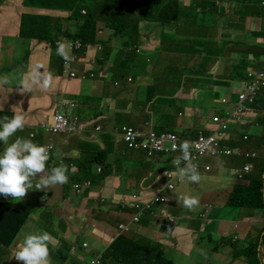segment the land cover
Segmentation results:
<instances>
[{"label":"crops","instance_id":"1","mask_svg":"<svg viewBox=\"0 0 264 264\" xmlns=\"http://www.w3.org/2000/svg\"><path fill=\"white\" fill-rule=\"evenodd\" d=\"M177 1L178 14L190 11L193 17L198 14L195 13L196 8L202 7L204 13L201 18H208L207 22H193L198 26H189L185 30L192 41L187 47L199 54L198 58L205 64L204 69L194 67L192 73L184 75L178 82L172 95L173 100L180 99L184 106L178 111V118L175 120L174 114L165 111L167 116L164 114L163 121L158 120L155 115L153 121L150 118L152 104L146 98L150 92H154L156 99L159 86L148 85L153 87V91L147 87L145 102L137 104L133 99L140 78L149 73L146 71L149 65L142 55L131 56L130 65L123 61L122 36H117L113 30L101 24L98 39L104 44H95L79 51L78 59L62 68L63 61L57 55V42L61 38L66 42V32H76L82 18L81 13L73 20V12L65 11L59 5L49 7L45 6L44 1L27 5L25 0H0V118L5 115L10 117L15 108L22 110L27 120L24 129L10 138V142L19 136L33 139L42 145L54 144L53 162L56 163L64 159L69 165L72 160L83 159L81 171L71 172L68 184L49 189L33 187L21 201L0 195V245H5V250L12 255L22 239L21 229H24L46 230L55 238L54 253L58 257L50 256L52 264H87L90 257L98 254H102V264H119L121 255L134 257L139 261L138 264H160L152 262L160 258L171 261L162 264H255L247 256H254L256 253L261 257L257 262L264 264V206L235 207L238 209L226 210V215L223 216L215 212L220 206L223 209L230 207L226 203L230 190L237 185H246L249 174L257 176L264 168V144L257 146L259 140L264 142V133L256 139L251 135L249 139H245L244 135L248 133H243L251 125H264L263 121H259L264 117V109L257 106L258 103L254 105L248 119L234 127V134L226 142L228 146L244 153L256 152L258 156L251 161L252 164L236 154L209 156L204 161L210 163L212 169L200 172L198 192L190 190L191 183H180L166 195V202L153 204L137 222L131 221L135 209L132 195L136 192L147 194L146 189L158 183L159 173L153 170L156 162L163 164L159 169L161 171L171 164L166 157L148 159L144 153L142 155L135 149H129L121 134L123 126L144 131L150 128L155 131L173 128L187 133L186 137L196 135L199 129L207 126L206 116L215 112L213 105L220 103L218 98L213 97L219 87L228 91L235 88L243 79L240 75L245 73L251 62L255 66L264 67L261 62L264 54L256 56V51L264 46L261 38L264 34V0ZM84 5V9L91 13L90 3L85 1ZM100 10L101 7L98 6L97 14ZM24 17L43 19L40 25L28 29L30 36L42 34L53 40L41 41L35 36L24 38ZM45 18L51 20L46 21ZM119 21L123 23L125 33L144 49L152 51L158 46L157 35L162 46L165 45L164 36L169 31L162 33L157 28V32L154 29L144 33L138 30L136 16L130 19V16L123 14ZM255 25H258V35L252 29ZM177 26V23L174 24L175 33ZM147 36L149 39L146 42ZM235 36L240 40L234 41ZM168 42L174 48L167 50L168 53L174 55L173 58H178L180 54L175 51L178 41L171 40L168 36ZM188 53L183 55V59ZM178 64L173 67L178 69ZM34 71L39 73L40 79L32 83L31 91H25L20 84L24 80L31 82ZM72 72H86L88 77L86 80L73 78ZM45 76L51 77L47 88L43 87ZM129 78L131 82H127ZM115 81L120 84L117 85ZM225 93L232 98L230 92ZM193 97L200 100L202 98V103L210 107L207 114L204 106L191 108L190 101ZM211 98L214 99L209 101ZM60 108L67 116L77 117V130L56 135L45 130L43 126L53 124L55 113ZM138 117L144 118L140 120ZM168 117H173L174 123L179 120V125H165L171 121L167 120ZM211 129V126L206 127L207 131ZM247 141L250 145L247 143L246 146ZM57 149L61 153L59 159L55 155ZM2 150L3 142L0 141V151ZM99 150L107 152L108 156L92 164L91 156ZM73 152L76 153L75 156ZM241 160L244 161L243 166L239 163ZM248 164L252 166V170L239 178V173ZM91 167L95 173L88 176L84 169ZM72 181H91V184L80 189ZM183 193L197 196L202 203L205 201L203 196L207 195L204 208L206 214L198 207L195 210L183 207L176 198ZM129 197L130 201L120 202ZM122 203L129 206L122 208ZM11 205L29 208L27 221L18 226L21 214L18 215L17 212L21 211ZM199 206L202 204L199 203ZM169 214L175 217L174 225L166 216ZM189 214L191 218L187 217ZM121 223L129 225V230L126 231L128 233L119 234ZM201 223L203 226L198 233L193 228ZM252 224H259V233L250 232V236L248 230ZM62 236H65L66 242L61 240ZM120 240L123 244L118 253L111 254L112 247L120 243ZM212 242H217L213 243L216 252L210 250L209 244ZM83 243L87 245L84 246ZM160 248L164 251L154 257L151 251L156 252ZM106 254L110 255L107 263L103 262V255ZM13 261L12 259L9 264Z\"/></svg>","mask_w":264,"mask_h":264},{"label":"clouds","instance_id":"2","mask_svg":"<svg viewBox=\"0 0 264 264\" xmlns=\"http://www.w3.org/2000/svg\"><path fill=\"white\" fill-rule=\"evenodd\" d=\"M86 1L90 3L92 7V12L89 13L87 9L83 8L81 11L82 18L79 22L80 25L76 30V32H70V31L66 32L65 34L66 42L62 38L57 42V55L61 56V59L63 61L62 68L64 66H69L70 62L77 60L79 51L86 50L88 46H93L95 44H104L103 41L98 39L101 31L100 28L101 24L103 25V27H108L111 30H113L117 36H122L123 61L127 65H130V59L131 56L133 55H142L145 57L146 63H149V56L153 52H155L158 48L163 47L158 35L156 37V40L158 41V46L152 51H149L148 49H144L141 45L136 44V42L132 39V37L131 36L129 37L125 33L123 23L119 21L120 15L123 14H116L111 11V0H86ZM98 6L101 7L100 12H107L112 16V19L99 21L97 14ZM90 16H93V18L96 21L95 42L86 43L83 42L80 38H74V36L83 27L86 26L87 19ZM133 16L137 17L138 24H140L141 22L159 23L158 21L143 20V18H141L140 15L137 14H133ZM78 17L79 16H77V18ZM72 19L76 20V17H73ZM40 21H43V19L41 18ZM40 21L36 25L42 23ZM155 31L157 32V29H155ZM34 36L35 38H38V40L41 41L46 39L53 40L49 36H47L49 38H45V36L42 34H38V35L35 34ZM23 37L29 39L34 38L33 35L32 36L28 35ZM148 39L149 36L146 37V42L148 41ZM77 43H80L81 47L72 49L71 44H77ZM261 57L263 60L261 62L264 63V55H262ZM261 69L264 70V67H261ZM71 76L73 78H81L86 80L88 77V73L83 72L81 74L77 72H72ZM92 76L94 77L93 74ZM39 79H40L39 73L34 71L31 82L29 80H24L20 85H22V88L25 91H31L32 83L37 82ZM50 81H51V77L45 76L43 78V87L45 88L49 87ZM115 82L117 83V85L120 84L119 81H115ZM127 82H131L130 78L129 80H127ZM240 82L238 83V85H240ZM149 88L150 86L148 87V89ZM256 102L257 99L254 104H256ZM254 104L251 105L252 111ZM71 106L75 107L76 105L71 104ZM58 111H62L63 113H65L61 108ZM58 111H56L55 117ZM12 113L13 114L10 117L5 115L2 118H0V141L3 142V150L0 151V195H3L4 197H12L14 201H21L26 197L29 190L33 189V187L34 189H49L56 185H63L66 183L68 184V180H69V176H71V172L76 173L77 171L78 172L81 171L83 165V159L79 158L76 161L72 160L69 162V165L66 163L64 159H61L60 162L56 163L53 162V151L55 147L53 150H51L52 145L54 144L42 145L34 142L33 139L19 137V136H17L14 140H11L10 142V138H12L18 131L23 130L27 124L26 117L22 110H17L13 108ZM218 114L220 115L222 114V109L220 110V112H218ZM67 117L70 118L69 121L70 124L73 123V127L68 129V131L77 130L78 129L77 117L76 116L74 117L67 116ZM53 124H49L47 126H52ZM122 129H121V134H122ZM45 130L54 135L63 133V132L54 133L46 128ZM196 135H193L192 137H195ZM191 147L192 146L187 142L181 143L178 146V148L174 146V150H178L180 152V155L175 157L173 161L170 160L171 166H169L168 168L166 167L169 171H172L171 176L181 184L186 182L193 184L199 183L201 181L200 172L202 170L209 171L204 167H200V170H198V166L192 162ZM55 155L59 159V157L61 156L59 149L56 150ZM73 155L75 156L76 153L73 152ZM93 162L95 163L98 161L93 160ZM165 175L169 177V172L168 171L165 172ZM33 181H35V185H33ZM88 182L82 181L81 183V182L72 181L73 185L75 184V186L77 183H80L82 185V188L84 185L88 184ZM168 187L170 186L168 185ZM176 198L178 201L182 202L183 206L188 210H195V208L199 206L198 197L191 193L178 194ZM127 201H130V197L128 198V200H122L120 202H127ZM120 206L123 208L129 205H124L122 203ZM21 235H22V239L16 245V250L13 254V258L16 261L21 262V264H52L50 258V246L55 247L56 240L48 231L46 230L25 231L24 229H21Z\"/></svg>","mask_w":264,"mask_h":264},{"label":"rangeland","instance_id":"3","mask_svg":"<svg viewBox=\"0 0 264 264\" xmlns=\"http://www.w3.org/2000/svg\"><path fill=\"white\" fill-rule=\"evenodd\" d=\"M185 1L190 2L191 0H185ZM142 2L146 3L147 0H142ZM64 10L66 11L67 9H64ZM111 11L113 13H116V14H137V15H141V12H142V10L138 6L130 5L129 2H123L122 0H111ZM195 13H198V14H195L192 17L190 11H184L182 13V15L178 14V18L175 21L164 24V25L161 23H157V22H141L138 25V30L140 29V31H142L144 33H149L152 30L157 29V28H160V31L162 33L169 31L168 35L164 36L166 46L164 45L163 47L158 48L155 52H153L149 56V63H148L149 68L146 70L149 73L145 77L140 78V81L138 82V84L135 88V95L133 96V99L136 101L137 104H139L141 102H145V93H146V89H147L148 85L156 84L159 86V91H157L158 97L156 99H161V98L164 99L163 100L164 105L158 111H157V104H155L154 106H151L150 118L153 121L155 119V116L158 120L163 121L164 114H165V116H167L165 111H167V113L174 114L175 120L178 118V111L180 109L184 108V106L181 105L180 99L173 100V97H172V95L176 91V86H178V82H180L183 79L184 75L192 73L191 70L194 67L204 69L205 63L203 60L198 58L199 54L195 53L194 51H190L189 48L187 47L188 43L191 44L192 41H191L190 36L185 33L186 28H188L189 26H193V27L198 26V25L194 24L193 22H202V21L207 22L208 21L207 17L201 18V15L204 13V10L202 7H197L195 10ZM199 13H201V14H199ZM173 14H174V12L172 11L171 16H173ZM45 20L49 21L51 19L45 18ZM258 21H260V20H258ZM176 23L178 24V26L176 27L177 33H175V27H174V24H176ZM252 29L256 34L258 33V31H257V30H259L258 25H255V27H252ZM34 35L35 34H33V36ZM168 36L170 37L171 40H177L178 41V46L175 47L176 48L175 51H178L180 54V55H178V58H173L174 55L168 53V51L174 50V48H172L171 43L168 42ZM261 38H263V40H264V37H261ZM237 40H240V38L235 36L234 41H237ZM187 52H189V53L185 56V59H183V55ZM204 54L206 55L207 53L204 52ZM256 54H257V56L264 54V46H262V48L258 49L256 51ZM9 58H11V57L9 56ZM196 58H198V59H196ZM175 59H177V61ZM175 64L180 65L178 69L173 67ZM239 64L241 65L242 62H239ZM206 65H207V63H206ZM220 72H221V70L218 72V74H220ZM235 87L240 88V85H235ZM225 92L229 93L230 91H228L227 89H225L223 87H219V89L217 90V94H213V97L215 96V98H218V100L220 101L224 96H226ZM260 93H261V91L259 92V94ZM193 99L190 101L191 108H196V106L197 107L204 106V108L206 110V114L209 112L210 107L205 106L202 103V98L200 100V98L193 97ZM213 99L214 98H211V99H209V101H212ZM243 107L246 108L247 105L245 104ZM222 108H223V105L221 103L214 104L212 107V109L215 112L220 111ZM156 111H157V113H156ZM201 112L204 113L202 109H201ZM142 118H144V117H138V119H140V120H142ZM247 119H248V117L245 118L244 122ZM167 120H171V121L166 122L165 125H179V120H177L174 123L173 117H168ZM255 120H257V119H255ZM263 120H264V117H263V119H260L259 121H263ZM183 122L185 123V121H183ZM252 122L253 123L255 122L254 118H253ZM156 124L158 125L159 123L157 122ZM150 129L146 130V132L149 131ZM168 129H173V128H168ZM245 130L249 135L253 136L256 139V138L263 135L264 125H253V126L251 125L250 127L245 128ZM262 139H264V135H263ZM247 143L250 145V142L247 141L245 143L246 146H247ZM263 144H264V142L262 140H259L257 143V146L263 145ZM135 151L143 155L142 150L135 149ZM248 151H251V150H248ZM236 155L243 156L244 158H246L248 160V163H251V161L255 160L258 156V154H256L255 156L247 155V154H236ZM239 163L243 166L244 161L241 160ZM145 164H146V161H145ZM162 165L163 164L161 162H156L153 166V170H155L156 173H159L157 176L158 180H159V181H157L158 183L154 184L153 186H150L149 189H146L148 191L147 194H143L140 192L134 193V194H137L139 197L137 200H135V198H133L134 194L132 195L134 204L137 203L139 206H143L142 201H144V200H149L153 197H161V196L164 197L163 201H155V202L151 203L145 209L144 214L146 213L147 210H149L152 207L153 204L166 202L168 200L166 195L170 191L174 190L178 184H180L176 179L173 178L172 180H170V178L165 175V172L169 171L167 169L168 167L162 168L164 171L159 170L162 167ZM147 166L149 167V165H147ZM158 170H159V172H158ZM199 184H200V182L196 183V184L191 183L190 190L192 189V190H195L196 192H198L197 188H199ZM168 185L171 188L168 187ZM185 188L189 190V188L187 186H185ZM232 191L233 190H230L229 194ZM148 194H149V196H148ZM206 196L207 195L203 196L205 201H206V199H205ZM225 198H226V195H225ZM205 201L202 203V201L200 200L199 203L202 204V206H198V208L203 210L204 215L206 214V210L204 209L205 205H206ZM180 203L182 204V202H180ZM182 206H183V204H182ZM218 208L215 209V212L218 213L220 216L226 215V210L230 211L233 209L234 210L238 209V208H235L232 206L226 207L225 209H223L222 206H220ZM253 213H256V210H253ZM166 216L174 225L175 217H173L170 214L166 215ZM187 217H190V214ZM182 220H186V219H182ZM179 223H181V220L179 221ZM201 226H203V223H201L199 226H197L193 229H196V232L200 233V227ZM127 230H129V228ZM127 230H123L119 224V234H122L123 232H125V234H126L129 232V231L126 232ZM250 232H252L253 234L259 233V224L250 225V229L248 230V234L251 236ZM192 236H193V233H192ZM230 236H232V235H230ZM61 240L66 242L65 236H62ZM80 241H82V238H80ZM213 243H217V242L210 243L209 247H210V250H212V252H216L215 251L216 247H214ZM122 244H123V241L120 240V243L113 246L111 254L118 253ZM83 245H84V243H83ZM86 245H87V243H86ZM86 245H84V246H86ZM5 247H6L5 245H0V264H9L12 259L14 261L11 264H20V262L16 261L13 258V255L11 254L10 251L5 250ZM54 250H55V247L50 246V256L57 258L58 256L56 255V253H54ZM182 250L185 251L183 248H182ZM162 251H164V250L162 248H160L156 252L155 251H151V252L154 254V257H155V255L157 253L162 252ZM146 253H149V252L146 251ZM101 257H102V254H98V255H95L94 257H90L87 264H96V263H94L95 260L96 259L101 260ZM263 257H264V253H263ZM109 258H110L109 254L103 255V262L107 263L109 261ZM247 258L252 259V261L255 264L258 263L255 256H250V257L247 256ZM119 259H120L119 264H138L139 263V261L137 259H135L134 257H129V255H126V256L121 255L119 257ZM152 262H160V264L171 263V261L169 259H166V258H160L157 260H153ZM101 264H102V260H101Z\"/></svg>","mask_w":264,"mask_h":264},{"label":"built area","instance_id":"4","mask_svg":"<svg viewBox=\"0 0 264 264\" xmlns=\"http://www.w3.org/2000/svg\"><path fill=\"white\" fill-rule=\"evenodd\" d=\"M81 47L80 43L71 44V48ZM264 88V70L260 71H248L246 77L240 82V88H233L230 91V96H224L220 103L223 105L222 114L213 112L206 116L207 126L198 130L195 137H184L181 138L175 133L171 132H160L158 133L154 129L149 131H141L134 129V127L124 126L122 129V137L125 144L129 149H140L143 151L148 159H154L155 157H166L172 160L180 155L178 150H174V146H178L183 143H189L191 147L192 162L200 167H204L207 170H211L212 166L210 163L205 162L206 158L229 156L232 154H247L255 156L256 152H243L242 150H235L226 144L229 141L230 136L234 134V127L239 124H243L245 118L249 116L252 111L251 105L255 103L259 92ZM247 105L244 108V105ZM200 110V109H198ZM70 118L66 116L62 111H58L55 117L54 124L52 126L44 127L51 132H66L68 129L73 127V123L70 124ZM76 122V121H75ZM211 126L212 129L207 131L206 127ZM245 133V132H243ZM245 139H249V135H244ZM52 145L51 150L54 149ZM51 153V152H50ZM252 166L246 165L243 171L239 173V177H244V174L250 172ZM169 172L170 180L173 179L171 176L172 171ZM90 185L91 182H88ZM76 187L82 188L80 183L76 184ZM133 198L137 200L139 197L137 194L133 195ZM164 197H153L149 200L142 201L143 206H139L137 203L134 204V211L131 215V221L137 222L139 218L144 214L145 209L155 201H163ZM120 227L123 230L129 228L128 224L122 223ZM86 245V243H84ZM96 264H101L100 259H96Z\"/></svg>","mask_w":264,"mask_h":264},{"label":"trees","instance_id":"5","mask_svg":"<svg viewBox=\"0 0 264 264\" xmlns=\"http://www.w3.org/2000/svg\"><path fill=\"white\" fill-rule=\"evenodd\" d=\"M25 1L27 5H30L37 1L38 3L41 1H44L46 3L45 6H49V7H54L55 5H59L63 9L71 10L73 12V16L77 17V15H79L82 9L85 7L84 2L86 0H25ZM122 1L129 2L130 5L138 6L142 10L140 17L143 18V20L158 21L159 23L164 25V24L173 22L178 18V10H177L178 1L177 0H152V1L147 0L146 3L142 2V0H122ZM48 3L50 4L48 5ZM172 11L174 12L173 16H171ZM127 15L130 16V19L133 16V14H127ZM33 18H36V19H33ZM33 18H30V17L23 18V25H22V35L23 36H28L29 35L28 29L32 26H35L41 19L40 17H33ZM111 19H112V16L108 14L107 12H100L98 14L99 21H105V20H111ZM95 27H96V21L93 18V16H90L87 19L86 26L83 27L74 36V38H80L83 42H86V43L95 42V35H96ZM262 36H264V34ZM45 38H49V37L45 36ZM260 70H261V67L255 66V63L251 62L249 66L247 67V70L245 71V73H242L240 77H243V78L246 77L248 71L256 72ZM150 91H153V87H150ZM153 95H154V92H150L149 96L147 97V101L148 103L151 102L152 106L157 104V111H158L164 105L163 104L164 99L162 98L155 99ZM256 103H258L257 106H261L262 107L261 109H264V88L261 90V93L257 96ZM134 129L141 130V131L144 130V129H138V128H134ZM156 131L158 133L160 132L175 133L181 138H184L187 136V133H184V131L179 132V131H175L174 129H168V128L157 129ZM107 156H108L107 152L103 153L102 151L99 150L97 154H94L93 156H91V159L99 161L103 158H106ZM92 164H94V162H92ZM84 171L88 174V176H92L95 173V170L93 169V167L85 168ZM248 178H249L248 179L249 181L246 185H237L233 189V191L229 194V196L227 197V202H226L227 205L232 206V207H245V206L263 207L264 206V168H262L259 175L255 176L253 174H249ZM68 183H69V180H68ZM11 206L21 211V212H17L18 215L21 214V219L19 220L20 222L18 226L24 223L25 221H27V218L30 215L29 208L25 207L24 205H11ZM6 242H9V241H6ZM254 256L256 257L257 261H260L261 257L259 253H256Z\"/></svg>","mask_w":264,"mask_h":264}]
</instances>
